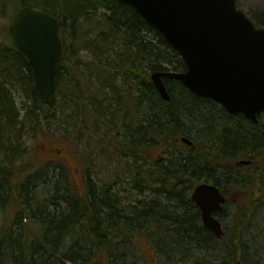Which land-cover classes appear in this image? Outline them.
<instances>
[{"label": "trees", "instance_id": "1", "mask_svg": "<svg viewBox=\"0 0 264 264\" xmlns=\"http://www.w3.org/2000/svg\"><path fill=\"white\" fill-rule=\"evenodd\" d=\"M25 5L42 8L59 19L63 57L57 64L54 93L42 100L25 55L9 37H0V119L12 134L11 151L20 148L14 144L19 141L14 126L26 120L38 124L58 119L60 125L74 128L89 123L85 139L102 147L103 134L114 130L117 138L122 129L117 139L126 148L121 153L128 162L126 171L139 176L133 179L140 178L141 187L154 186L150 187L154 192L148 201L128 209L105 196L97 204L91 196L90 178L86 177L83 188L67 179L62 165L50 169L45 164L27 173L18 189L24 194L22 210L26 215L41 211L38 223L46 228L38 229L32 240L33 231L25 232L30 224L24 223L18 235L0 240L2 264H86L94 257L98 264H120L117 257L133 248L120 246L132 244L135 233L144 239L151 233L153 249L165 254L171 264H217L206 258L193 263L183 259H189L185 248L216 249L220 241L225 244L222 264L244 260L241 249L264 254L259 245L263 235L255 237L254 232L247 239L244 234L264 199V116L253 123L242 115H230L216 102L168 78L163 81L170 99L163 101L150 74L181 71L185 65L161 34L126 4L117 0H0V12L8 11L12 19L14 9ZM5 32L8 35V28ZM14 92H21L29 102L21 121ZM182 136L192 144L182 143ZM157 146L162 147L163 161L148 162L149 172L142 163ZM240 160L250 163L239 165ZM10 169L0 166L1 181L14 175ZM203 181L219 186L226 195L225 204L234 197L235 209L230 223H223L228 229L220 239L202 226L200 212L189 198L194 186ZM35 188L43 191L44 200L35 199L38 207L33 208L28 194ZM7 199L8 188L0 182V200ZM14 218L21 219V210ZM76 226H80L78 232ZM66 232L76 236L66 240L65 235H71ZM77 240L83 241V247ZM60 243L65 244L63 252L57 248ZM27 247L31 252L26 253Z\"/></svg>", "mask_w": 264, "mask_h": 264}, {"label": "water", "instance_id": "2", "mask_svg": "<svg viewBox=\"0 0 264 264\" xmlns=\"http://www.w3.org/2000/svg\"><path fill=\"white\" fill-rule=\"evenodd\" d=\"M117 1L132 7L185 64L180 72L151 73L150 80L162 100L170 98L163 83L166 77L215 101L230 114H242L254 123L264 114V28L257 27L236 0ZM59 30L57 17L30 5L20 7L9 25L10 40L27 58L43 100L55 90L56 65L62 57ZM181 140L191 143L186 137ZM190 198L201 212L203 226L220 238L223 229L213 215L223 208L219 187L199 183ZM233 264L243 263L235 260Z\"/></svg>", "mask_w": 264, "mask_h": 264}, {"label": "rangeland", "instance_id": "3", "mask_svg": "<svg viewBox=\"0 0 264 264\" xmlns=\"http://www.w3.org/2000/svg\"><path fill=\"white\" fill-rule=\"evenodd\" d=\"M238 6L249 16L252 20L261 27H264V0H237ZM13 12V15L15 13ZM5 11V10H3ZM8 11L1 13L0 12V37L3 40H7L8 35L5 32V29L8 28L10 21L12 20L8 16ZM11 17V15H10ZM260 23V24H259ZM14 97L16 107L19 112L18 120L21 121L22 115L25 113V106H28L26 98L21 92L11 93ZM23 101H26L23 104ZM8 120V119H7ZM8 122V121H7ZM58 119L55 120H41L38 124L32 123L31 121L26 120L23 124H16L14 128L17 130L19 136V141H15L14 144H19L18 152L11 151V146L9 144L10 130L6 121L2 118L0 119V166L5 164L11 167L10 172H14V175L11 178H5V180L0 182L8 188V199L5 202L0 200V239L7 237V235H18V231L23 227L24 218L23 215L26 213L22 210L21 202L23 200L24 194L23 191L18 189V186L26 176L27 173H31L43 165L47 164L48 167L52 165L60 164L63 166L64 173L66 174L67 179L75 182V184H81L84 181V178L87 176L92 180L93 183L99 185L106 189L110 196L114 197L115 202L121 201L118 205L119 208L126 207L133 204H140L148 201L154 192L153 188H143L141 187L143 181L141 182L140 178L134 180V175L126 171L127 161L125 156H122L121 153L126 148L118 143L117 138H121L120 134L123 131L120 129L115 135L114 130H110V133L103 134L100 138L101 142L105 146L102 147V144L95 146L96 142L93 140L85 139L87 131L90 129V124H84L81 122V126L78 125L74 128L71 126L60 125ZM59 123V124H58ZM141 143V142H140ZM143 143V142H142ZM98 145V143H97ZM140 147V146H138ZM163 152L162 147H155L151 150L149 158L145 160V163L153 162L157 163L163 161ZM17 173V175H15ZM56 173V171H55ZM137 179V178H136ZM149 181L153 182V179ZM152 185H157L152 184ZM154 187V186H151ZM149 189V190H148ZM153 191V192H152ZM20 192V194H19ZM38 192V191H36ZM46 194L49 196L50 192L47 191ZM38 196H43V191H39ZM44 197V196H43ZM234 197L231 195L229 201L225 204L226 209L219 213V218L223 223H230L232 213L234 212L235 206L232 202ZM47 208L50 209L51 203L47 202ZM264 199L262 201L261 207L257 208L255 217L253 216L246 224L245 227V238L252 237V233L255 232V237L258 234L264 236ZM21 210V220L13 225L12 219L15 217L16 213ZM116 215V214H115ZM119 219H121L119 217ZM8 223V224H7ZM28 223V222H26ZM105 223V222H104ZM6 224V225H5ZM7 228L5 229L4 228ZM9 227V228H8ZM28 226H25L27 228ZM32 227V229H31ZM225 229V228H224ZM228 227H226L227 231ZM33 230V232H31ZM20 231V232H21ZM32 235L31 239H36L35 235L38 232V228L32 225L25 231ZM4 234V235H2ZM151 235V233H150ZM144 239V236L140 233H135V238L133 243L138 253L134 254H124L122 257H117V263L122 264H167L166 262H171L167 260L165 254L159 252L157 256L160 258L156 259L154 257L156 250L151 249V239L152 235ZM260 237L259 245L261 249L264 250V237ZM4 239V240H5ZM82 246L83 241L77 240ZM223 241L215 244L216 249H208L207 247L195 248L191 247L189 249L185 248V253L187 259H183L186 262H196L197 258L204 260L210 259L214 260L217 264H222V251H225V244ZM131 247L128 243H123L120 246V249H126ZM2 245H0L1 252ZM135 252V251H134ZM177 253V252H176ZM241 253L244 255V264H264V254L260 252H252L251 250L241 249ZM185 255V256H186ZM136 256H140L137 258ZM162 257V259H161ZM181 255H176V259L180 260ZM2 256L0 255V264H2ZM123 260V261H122ZM157 261V263H156ZM63 264H71L69 262H64ZM86 264H98L97 258ZM106 264V262H104ZM171 264V263H170ZM176 264V262H172ZM178 264H181L179 261Z\"/></svg>", "mask_w": 264, "mask_h": 264}, {"label": "bare ground", "instance_id": "4", "mask_svg": "<svg viewBox=\"0 0 264 264\" xmlns=\"http://www.w3.org/2000/svg\"><path fill=\"white\" fill-rule=\"evenodd\" d=\"M142 165H143V167H144V169L145 170H149V172L151 171V167L150 166H148V163H145V162H143L142 163ZM87 177V176H86ZM86 177L84 178V181L80 184L79 183V185L80 186H82V187H84L85 186V180H86ZM135 177H139L138 175H136ZM91 180V179H90ZM141 180V179H140ZM153 184H156V182L155 183H153ZM148 186L149 187H151L149 184H148ZM36 191H38V192H36ZM39 191H40V189L39 188H35V189H33V190H31L30 191V194H28V196H30V197H32L31 198V204H32V206H33V208H35V207H38V205H35V202H34V200L36 199H39V201H43L44 200V197L42 196V197H40V196H38V193H39ZM110 195H112V194H109L108 193V191L106 190V189H104L103 187H101V186H99V185H96L95 183H93L92 182V187H91V196H92V198L95 200V203H97V204H99V202H100V199H103V197L105 196V197H107L108 199H115L114 197H112V196H110ZM34 197V198H33ZM33 199V200H32ZM116 200V199H115ZM219 211H217L216 213H218ZM33 213V214H32ZM32 213H30V214H27L26 215V213L23 215V218H24V222L23 223H26V222H28L29 224H32V222L34 223V226H36L39 230H41L42 228L43 229H45L46 228V226H42V225H40L39 223H38V218H39V215H41V211H38V210H33L32 211ZM21 217H22V215H21ZM19 220H21L20 218H18V221ZM15 221H17V219L15 220ZM17 221V222H18ZM13 222V221H12ZM42 222V221H41ZM43 223V222H42ZM80 230V226H76V231L78 232ZM69 233H71V232H66L65 234H69ZM76 233V232H75ZM2 235H4V234H2ZM9 235V234H8ZM76 236V234H74V232H72L71 233V235H65V237H64V239H66V240H68V239H72V238H74ZM7 238V237H6ZM31 238H32V236H31ZM5 239V238H4ZM32 240H34V239H32ZM25 246V245H24ZM34 245H31V250H32V247H33ZM82 246V245H81ZM64 247H65V244L64 243H60L59 245H58V250L59 251H61V252H63V249H64ZM83 247V246H82ZM209 249V248H208ZM31 250H30V247H27V251H26V253H29V252H31ZM127 254H133L131 251H127L126 252ZM65 262V261H64Z\"/></svg>", "mask_w": 264, "mask_h": 264}, {"label": "flooded vegetation", "instance_id": "5", "mask_svg": "<svg viewBox=\"0 0 264 264\" xmlns=\"http://www.w3.org/2000/svg\"><path fill=\"white\" fill-rule=\"evenodd\" d=\"M225 198H226V196H225ZM215 215L217 216V214H215ZM15 220H16L15 218L12 219V221H15Z\"/></svg>", "mask_w": 264, "mask_h": 264}]
</instances>
